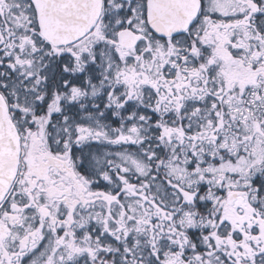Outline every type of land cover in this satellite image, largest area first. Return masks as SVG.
<instances>
[{
  "label": "snow or ice",
  "instance_id": "1",
  "mask_svg": "<svg viewBox=\"0 0 264 264\" xmlns=\"http://www.w3.org/2000/svg\"><path fill=\"white\" fill-rule=\"evenodd\" d=\"M0 264H264V0H0Z\"/></svg>",
  "mask_w": 264,
  "mask_h": 264
}]
</instances>
